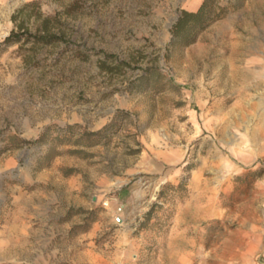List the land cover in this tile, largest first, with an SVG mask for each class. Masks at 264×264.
Here are the masks:
<instances>
[{"label":"rangeland","instance_id":"rangeland-1","mask_svg":"<svg viewBox=\"0 0 264 264\" xmlns=\"http://www.w3.org/2000/svg\"><path fill=\"white\" fill-rule=\"evenodd\" d=\"M203 1L0 0V264H264V0Z\"/></svg>","mask_w":264,"mask_h":264},{"label":"trees","instance_id":"trees-1","mask_svg":"<svg viewBox=\"0 0 264 264\" xmlns=\"http://www.w3.org/2000/svg\"><path fill=\"white\" fill-rule=\"evenodd\" d=\"M217 0H204L196 11H182L178 21L172 28V43L179 46H188L194 43L200 32L204 31L211 23L219 20L226 14V10L216 5ZM31 8L33 11L39 8L37 1L27 4L24 8L17 11V15L13 16V20L17 21L18 16H25V10ZM69 13L70 10H67ZM38 16H42L37 12ZM53 18H44L37 22V29L46 33V35L33 36V43H53L58 36L50 34L49 31L53 26ZM20 32L15 29L4 41L5 45L19 43L24 37H27L29 28L23 25L18 26ZM25 30V31H22ZM31 37V36H30Z\"/></svg>","mask_w":264,"mask_h":264},{"label":"crops","instance_id":"crops-1","mask_svg":"<svg viewBox=\"0 0 264 264\" xmlns=\"http://www.w3.org/2000/svg\"><path fill=\"white\" fill-rule=\"evenodd\" d=\"M136 185H131L130 187L124 188L119 191V193L116 195L114 201L117 203V205H121L126 209L133 196L136 193ZM184 203H179L176 207V210L174 211V215L172 217V220L170 222V228L172 230H179V229H189L191 227V224L194 226L198 224H202L203 222H206L208 219H213V216L209 215L208 212L199 209L192 211L190 208H187ZM172 242L176 241L175 237L172 238ZM264 240V239H263ZM262 243V241H261Z\"/></svg>","mask_w":264,"mask_h":264},{"label":"water","instance_id":"water-1","mask_svg":"<svg viewBox=\"0 0 264 264\" xmlns=\"http://www.w3.org/2000/svg\"><path fill=\"white\" fill-rule=\"evenodd\" d=\"M118 222H122V220L119 218V219H118Z\"/></svg>","mask_w":264,"mask_h":264},{"label":"built area","instance_id":"built-area-1","mask_svg":"<svg viewBox=\"0 0 264 264\" xmlns=\"http://www.w3.org/2000/svg\"><path fill=\"white\" fill-rule=\"evenodd\" d=\"M120 210V209H119Z\"/></svg>","mask_w":264,"mask_h":264}]
</instances>
